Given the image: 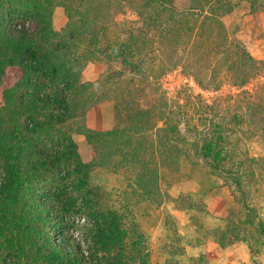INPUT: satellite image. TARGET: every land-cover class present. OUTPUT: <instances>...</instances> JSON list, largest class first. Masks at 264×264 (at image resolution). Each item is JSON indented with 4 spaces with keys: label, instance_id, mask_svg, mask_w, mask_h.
<instances>
[{
    "label": "trees",
    "instance_id": "16d2710c",
    "mask_svg": "<svg viewBox=\"0 0 264 264\" xmlns=\"http://www.w3.org/2000/svg\"><path fill=\"white\" fill-rule=\"evenodd\" d=\"M231 1L189 0L180 10L174 0H0V264H149L144 232L136 222L126 228L106 194L90 185V174L106 169L123 175L126 188L154 203L163 172L175 174L187 158L182 147L189 142L166 105L138 104L145 92L155 98L165 73L155 75V54L172 53L177 38L187 46L204 40L212 55L221 51L230 76L223 82L238 89L246 105L231 123L252 127L264 140V82L246 89L264 78V61L229 40L221 18L232 12ZM258 1L247 0L255 20L264 12ZM56 8L66 19L59 31ZM125 10L136 20L115 21ZM88 64L102 69L92 82L82 78ZM102 103L112 105L115 124L89 129L87 112ZM224 131L215 125L200 135L195 152L212 176L231 181L247 215L229 224V214L239 215L230 209L219 219L227 230L215 228L214 238L220 247L242 241L252 254L251 235L264 246V221L255 222L245 204ZM74 135L92 147L91 162L81 161ZM76 217L88 230L85 249L68 233L83 228Z\"/></svg>",
    "mask_w": 264,
    "mask_h": 264
},
{
    "label": "rangeland",
    "instance_id": "374dc122",
    "mask_svg": "<svg viewBox=\"0 0 264 264\" xmlns=\"http://www.w3.org/2000/svg\"><path fill=\"white\" fill-rule=\"evenodd\" d=\"M231 2L234 5L232 12L221 18L229 40H237L255 60L264 61V18L260 17L263 11L259 12L258 20H255L249 14L247 0ZM173 3L180 10L189 7V0H174ZM263 3L264 0H259L256 8L262 7ZM114 20L135 21L136 18L132 11L125 10L124 15H115ZM65 23L63 10L56 8L53 15L54 29L59 31ZM188 25L187 21L182 22L186 32ZM176 41L172 53L159 51L155 54V75L165 71L157 81L160 88L158 90L157 86L155 98L150 92H145L138 104L152 106L157 101L159 105L156 106L166 105L164 109L168 111L172 123L178 125L189 142L182 147L187 158L180 160L175 174L170 169L163 172L164 178L158 188L160 197L154 203L138 198L134 188H126L127 182L123 175L113 174L106 169L91 172L90 185L106 194L109 204L123 215L127 229L132 222H136L144 232L149 264H207L206 254L193 256L187 246L203 244L206 238L216 235L214 228L217 226L220 234L227 230L226 222L219 221L209 211L208 195H218V200L211 204L213 208L216 201L221 203L224 199L232 198L231 209L239 215H225L223 218H230L229 224L243 220L247 211L231 181L224 176L210 174L207 166L198 158V152H195V143L199 142L200 135L212 131L215 125L224 127V135L229 141L224 147L234 156L233 167L238 169L246 190L245 204L255 211L257 218L254 217V220L257 222L264 221V163L261 161L264 158V140L252 127L241 130L231 123L234 115L246 110V105L238 97V89L223 82L230 76L221 51L216 55L210 54L209 48L202 44L204 40L194 46H187L181 38ZM101 71L99 65L88 64L83 71V81L96 80ZM199 82L206 88L203 89ZM263 82L264 78L257 82L255 80L246 89L251 92ZM198 145L201 146V143ZM81 161L85 163L82 158ZM74 221L83 228L70 229L68 233L85 249L89 245L85 234L87 227L79 217L74 218ZM251 237L252 254L248 264H264L262 241L259 239V243L256 236Z\"/></svg>",
    "mask_w": 264,
    "mask_h": 264
},
{
    "label": "crops",
    "instance_id": "0c3cea01",
    "mask_svg": "<svg viewBox=\"0 0 264 264\" xmlns=\"http://www.w3.org/2000/svg\"><path fill=\"white\" fill-rule=\"evenodd\" d=\"M260 17L264 18V12L260 14ZM100 112L102 113L100 114ZM113 121L111 105L99 104L87 113L86 126L95 131H105L113 127ZM74 141L83 161L85 163L91 162L94 159L93 149L87 144L84 137L74 136ZM208 196L210 203L209 211L218 217V220L228 214L232 206V198L229 197L224 199L221 203L219 201L217 203L216 201L215 208H213L211 204H213V201L218 200L216 199L218 195L217 193H212ZM187 250L190 251L193 256L206 254L205 256L208 260L207 264H248L251 256L249 247L246 243L237 241L229 246L220 247L215 241L214 235L206 238L203 244H191L187 246Z\"/></svg>",
    "mask_w": 264,
    "mask_h": 264
}]
</instances>
